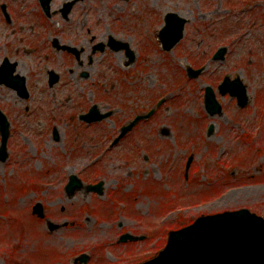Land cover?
<instances>
[{
  "label": "rangeland",
  "instance_id": "obj_1",
  "mask_svg": "<svg viewBox=\"0 0 264 264\" xmlns=\"http://www.w3.org/2000/svg\"><path fill=\"white\" fill-rule=\"evenodd\" d=\"M51 1L55 10L64 0ZM1 5L11 24L0 10V59L16 56L19 72L29 77L31 99L0 87V110L10 125L7 158L0 161V264H73L84 252L89 264H132L155 256L170 230L199 216L247 208L264 218V0H82L66 21L45 17L38 0ZM167 12L187 20L170 51L156 38ZM88 29L97 40L126 42L133 61L108 52V64L97 72L103 88L85 86L82 92L75 82L73 90L66 87L49 100L41 63L52 51L48 42L81 41ZM220 47H226L223 60H212ZM33 48L34 54L26 52ZM185 67L201 73L188 79ZM224 76L239 77L246 107L218 93ZM207 85L219 115L203 110ZM91 104L112 115L79 122ZM152 108L133 133L108 148L122 125ZM73 172L85 184L103 182V196L83 190L68 198L64 186ZM37 201L45 217L67 225L50 233L31 213ZM125 230L146 238L117 244Z\"/></svg>",
  "mask_w": 264,
  "mask_h": 264
},
{
  "label": "water",
  "instance_id": "obj_2",
  "mask_svg": "<svg viewBox=\"0 0 264 264\" xmlns=\"http://www.w3.org/2000/svg\"><path fill=\"white\" fill-rule=\"evenodd\" d=\"M71 6V4L67 6L66 13L70 11ZM2 9L4 10V8ZM44 12H48V8H44ZM164 22L165 26L160 31L158 38L162 48L165 51H169L182 38L183 25H185L186 21L175 13H168ZM119 48L114 47V50H119ZM225 51V48L219 49L214 54L213 60H223ZM128 55L131 57L129 52ZM186 68L189 78H196L201 73V69ZM4 69L5 67L1 66L0 80H2V83L15 89L19 96L26 98L27 92L24 78L12 76L13 66L12 70L8 72L4 71ZM217 90L221 95L228 93L230 97L236 98L239 108L246 106V88L238 78L230 81L228 77H225ZM204 107V110L210 115L220 114L221 112L220 106L215 99L214 91L210 86L205 87ZM102 117L105 116H99L96 111H92L84 115L83 119L91 121ZM132 125L122 128V134H125ZM8 126V121L0 113V160L6 158ZM191 159L190 157L186 163L187 167ZM82 187L80 180H77L75 176H71L64 191H66L68 196H72L74 191ZM97 187H100V184L94 187L88 186L86 190H96ZM33 214H37L40 218L43 217V208L40 203L33 207ZM45 224L50 232L61 227L49 220H46ZM143 238L144 236L124 234L119 241H135ZM79 260L84 262L85 257L81 256ZM139 264H264V219L250 213L246 209L200 217L187 227L171 231L168 234L165 247L157 256Z\"/></svg>",
  "mask_w": 264,
  "mask_h": 264
},
{
  "label": "flooded vegetation",
  "instance_id": "obj_3",
  "mask_svg": "<svg viewBox=\"0 0 264 264\" xmlns=\"http://www.w3.org/2000/svg\"><path fill=\"white\" fill-rule=\"evenodd\" d=\"M49 1H50L49 2L50 13H52V15L60 16V19H61V15L63 14L62 10L65 8V4L68 0H64L55 10L51 9L52 1L51 0ZM85 34L87 38L82 37L81 41H79L78 39L74 37V39L71 40L70 42L68 41L62 42L59 38L55 37L52 40H50V42H48L52 51L46 52L41 58L42 59L41 63H43L42 65L44 66L43 78L45 82L43 83L44 85H42V89L46 91L47 93L48 91H51V96L53 98L59 97L63 89H65L66 87H68V90H73L71 86L75 82H76V85L74 86L79 87L82 92H84L85 86L102 87V88L104 87L105 83L99 81L98 79L99 75L97 72L100 67L108 64L107 57L105 56L108 54V52H112L109 47V43H108L109 37L106 40H97L99 39V37L91 34L89 29L85 31ZM12 44H14V42ZM10 46L11 45H9V47ZM16 51L17 53L19 51V48L17 46H16ZM34 51H35L34 48L26 50V52L29 54H34L35 53ZM99 54L105 57L104 62L103 60L99 61L97 59ZM11 55L12 53H10V55L6 54L0 59V67L4 65L5 67L4 71L8 72L12 70L11 67L13 66L15 68V72L13 74L16 75L18 73L20 74V76H23L26 80L25 84L27 87V80L29 77L26 76V74L19 72V66H18L19 62L17 61V59H13ZM12 56H14V58L16 57L15 55H12ZM34 57L36 59H39L40 56H34ZM100 72L102 73V70H100ZM66 76L68 77V80H69L67 83L64 78ZM55 77H57L58 82L51 85L49 83V80H52ZM80 81H83V82L79 84ZM0 87H4L9 90H12L16 94L15 90L5 86V84L2 83V80H0ZM97 93L98 92H96L95 94ZM30 96L31 95L28 90V96H27L28 100L31 99ZM51 96L46 95V98L50 100ZM16 97L18 98L19 96L16 95ZM67 97L68 99H71V98L73 99V95L71 96L68 94ZM91 106L97 107V104H91L89 108L87 109V111L91 108ZM86 112L81 111V113L78 114L77 119L79 120V122H81L80 120L81 115H84ZM72 117L73 115H71V118ZM123 140L124 138L118 144L122 143ZM112 148L113 147H110V149ZM102 190H103V185H102ZM125 256L126 254L122 258H125ZM89 259H90V256L88 255V259L85 264H89ZM99 263L106 264L107 262L100 260Z\"/></svg>",
  "mask_w": 264,
  "mask_h": 264
},
{
  "label": "bare ground",
  "instance_id": "obj_4",
  "mask_svg": "<svg viewBox=\"0 0 264 264\" xmlns=\"http://www.w3.org/2000/svg\"><path fill=\"white\" fill-rule=\"evenodd\" d=\"M123 59V58H122Z\"/></svg>",
  "mask_w": 264,
  "mask_h": 264
}]
</instances>
